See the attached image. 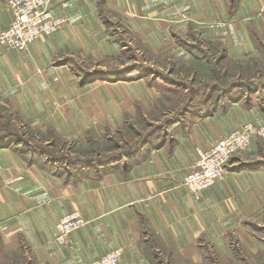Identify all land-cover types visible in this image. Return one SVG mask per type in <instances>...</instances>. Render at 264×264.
<instances>
[{"label":"crops","instance_id":"1","mask_svg":"<svg viewBox=\"0 0 264 264\" xmlns=\"http://www.w3.org/2000/svg\"><path fill=\"white\" fill-rule=\"evenodd\" d=\"M8 2L0 0V32L12 20ZM99 3L49 0L54 14L68 18L66 26L25 51L0 44L2 121L7 115L13 129L36 124L72 138L85 131V116L117 114L128 89L127 108L136 100L151 107L147 78L83 85L87 64L101 70L146 66L152 57L189 62L197 39L221 60L246 61L264 48L263 0H104L105 13ZM132 50L136 59L124 60ZM254 92L250 100L219 102L211 117L174 125L175 138L147 142L126 159L80 172L76 181L34 163L18 145L0 147V264H85L117 248L121 264H203L215 253L229 257L232 236L262 251L252 228L264 222V140L235 155L225 179L201 198L183 184L199 149L244 123L264 124V90ZM74 210L87 223L59 244L57 221Z\"/></svg>","mask_w":264,"mask_h":264},{"label":"rangeland","instance_id":"2","mask_svg":"<svg viewBox=\"0 0 264 264\" xmlns=\"http://www.w3.org/2000/svg\"><path fill=\"white\" fill-rule=\"evenodd\" d=\"M116 24L119 27L122 26L120 21H117ZM206 44V42H201L199 39L196 40V43H192L191 46H198L200 52H198L199 49L191 50L194 54L190 57L189 62L176 61L172 58L152 57V63L146 65L149 69L139 68L131 71L132 69L128 65L123 67H120V65L119 67L108 65V67L101 69H109L111 70L110 72L114 73L118 72L113 77L114 81L147 78L146 87H148V90L150 89L151 107L148 108L144 105V102L135 99V103H131L134 109L127 108L126 103L130 101L129 98L132 93V90L128 89V92H121L119 112L117 114L85 116L86 120H89L87 127L84 132L79 131L82 134L76 133L75 137L68 138L65 137L67 135H63L51 127L42 129L36 124H34V130L23 128L21 131L22 136L27 142L34 145V152H27L23 149L22 152L39 166L59 174L68 181H76L80 172L92 168L106 167L117 161L104 165H82L73 164L67 161L64 156L87 160L89 158L99 159L120 154L123 158L118 161H121L127 158L123 156L127 152L126 150H129L134 145L137 146L139 144L133 153L137 152L147 142L154 141L160 144L164 140L175 138L176 132L179 131V129L175 130L173 128L176 124H179L180 128L185 127V124L194 120L202 121L211 117L210 115L214 111L212 109L214 97L221 95L224 85L228 86L232 82L239 86L247 84L250 85L248 89L250 93L246 95V98L243 93L240 94V89L236 87L232 91V95L229 96L233 99L231 101L227 97L222 99L219 103L221 106H227L233 101L250 100L248 96L256 94L253 91L256 86L257 91L264 90V48L257 53L258 57H251L246 61H237L227 57L221 60L222 53L218 54L215 50L210 49L212 47L210 44ZM205 45L209 47V50ZM135 53L136 51L132 50L123 59L131 58L132 55L136 59L138 54L136 53V55ZM201 56H207V60L200 59ZM139 60L140 63L143 61L141 56ZM133 64L136 63L131 65ZM90 68V64H87L86 71L81 72V83L83 85L94 83L98 80H106L103 77L86 79V76L92 75L96 70L100 69L90 70ZM119 68L122 70L119 71ZM214 68L224 74L222 79H214L212 75ZM225 74H227L226 77ZM215 88L219 90L214 91ZM138 92L139 90H136L135 94ZM128 96L129 98H126ZM209 97H212V99H209ZM154 103L155 106H153ZM195 108H198L197 113L191 114L190 111L197 110ZM181 111L183 114L180 117L169 120V118ZM165 112L168 114H164ZM208 113L210 114L209 116H207ZM0 121L4 122L1 119ZM20 146L23 147V145ZM25 147L26 145H24V149ZM26 150H28L27 147ZM259 228L262 229H255V227L252 229L256 237L261 241L262 251L249 248L243 243H238L237 237L232 236L230 243L231 254L229 257L213 253L212 258L206 259L203 264H264V222L262 227ZM209 251L211 252V250ZM212 252L216 251L212 250Z\"/></svg>","mask_w":264,"mask_h":264},{"label":"built area","instance_id":"3","mask_svg":"<svg viewBox=\"0 0 264 264\" xmlns=\"http://www.w3.org/2000/svg\"><path fill=\"white\" fill-rule=\"evenodd\" d=\"M8 5L12 20L0 32V44L8 49L25 51L29 44L44 35L60 31L69 22L66 16L53 13L49 0H9ZM258 17L264 23V0ZM257 138L264 140V124L247 122L219 139L212 148L199 149L195 168L184 177L183 184L195 198H201L205 190L225 179L230 160L248 150ZM86 223L79 210L61 217L56 225L57 242L65 244L68 236ZM122 254L123 250L117 248L85 264H121Z\"/></svg>","mask_w":264,"mask_h":264},{"label":"trees","instance_id":"4","mask_svg":"<svg viewBox=\"0 0 264 264\" xmlns=\"http://www.w3.org/2000/svg\"><path fill=\"white\" fill-rule=\"evenodd\" d=\"M100 11L101 13H105L106 12V9H105V4H104V0H100ZM195 49H199V47L197 46H191V50H195ZM198 52H200V49L198 50ZM196 56V54H195ZM200 59L202 60H207V56H201ZM220 61V60H219ZM219 65V63H218ZM130 69H132L131 71H134V70H138L139 68H143V69H149L147 66H144L143 64H133L131 66H128ZM122 69L119 68V71H121ZM111 70L107 69V70H96V72H94L92 75H88L86 76V79L88 78H94V77H103V78H106V79H113L114 76L117 75L118 72L114 73V72H110ZM87 74H90L88 72H86ZM85 74V73H84ZM213 77L215 80H220L222 79V77H224V74L221 73V71L217 70V68H214L213 69ZM227 74H225V77H226ZM255 86V85H253ZM238 87L240 89V94L243 93V95H247L250 93V90L248 91L250 85H247V84H241L240 86L239 85H236L234 84L233 82L232 83H229L228 86H225L224 85V89L223 92L221 93V95H217L214 97V103H213V106H212V109H215L217 106H218V103L224 99V98H228L230 101L233 99V98H230L229 96L232 95V91L234 90V88ZM254 90L253 91H257V86L253 88ZM216 90H219L217 88H215L214 91ZM209 99H212V97H209ZM185 111V110H184ZM183 114L182 111L179 112L178 114H175V116H172L171 118H169V120L171 121V119H177L178 117H180V115ZM0 115H2L0 113ZM3 117V121H4V125L0 128V147H4L5 145H23L20 146V149L22 150H25L27 152H34V145L31 144L30 142H27L24 137L22 136V133L21 131L17 130V129H13L11 126H9L8 124V116H2ZM176 121V120H175ZM3 123V122H2ZM149 141V140H147ZM24 145H26V147L28 148V150H26V147L24 149ZM139 145V144H138ZM138 145L137 146H133L131 147L129 150H126L127 152L123 155V156H130L131 154H133V152L135 151L136 148H138ZM22 147V148H21ZM65 159L67 161H70L71 163L73 164H84V165H92V164H100V165H104V164H109V163H112L114 161H118L120 160L121 158V155L120 154H117V155H112V156H108V157H104V158H99V159H92V158H89L87 160H84V159H81V158H71V157H68V156H64ZM257 227V226H255Z\"/></svg>","mask_w":264,"mask_h":264}]
</instances>
